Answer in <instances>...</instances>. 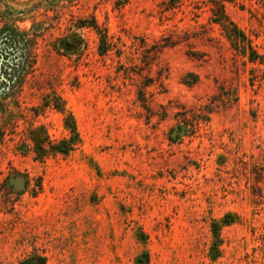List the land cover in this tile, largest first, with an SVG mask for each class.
<instances>
[{
	"label": "rangeland",
	"instance_id": "374dc122",
	"mask_svg": "<svg viewBox=\"0 0 264 264\" xmlns=\"http://www.w3.org/2000/svg\"><path fill=\"white\" fill-rule=\"evenodd\" d=\"M214 1L264 55V0ZM212 8L0 0V264H264V60Z\"/></svg>",
	"mask_w": 264,
	"mask_h": 264
},
{
	"label": "trees",
	"instance_id": "16d2710c",
	"mask_svg": "<svg viewBox=\"0 0 264 264\" xmlns=\"http://www.w3.org/2000/svg\"><path fill=\"white\" fill-rule=\"evenodd\" d=\"M211 3L213 5L212 8V18L213 22L218 24L221 29L224 31L225 36L231 41L236 42L241 45H245L249 48V59L251 61L255 60H264V55H258L255 53V51L252 49L251 45H249L250 40L247 38V36L244 34L243 31H241L238 26L229 19L227 16L224 4L222 1H214L211 0ZM25 42L23 41V37H21L19 34L14 33L12 30L5 29L3 31H0V79L5 82L7 79L8 73L12 70V66L15 62L14 60L19 58V55L17 54L18 50L21 49V47L24 48ZM245 47V46H244ZM101 54H103L105 51L101 49ZM24 66V65H23ZM23 66L21 69H19V72L23 70ZM8 81V79H7ZM6 88H10V82L8 81L7 84L4 85L3 91H5ZM2 92V91H1ZM70 131V136L68 138L62 139L57 143H52L50 148L54 151L60 152V153H67L69 150L72 149V147L76 144L78 135L75 131V128L67 127ZM34 148L37 152L38 158L44 157L45 152V146L43 143L39 142L38 140L34 141ZM147 255L146 253H143L136 257L135 264H147ZM20 264H46L45 258L43 256H35L30 257L29 259H25Z\"/></svg>",
	"mask_w": 264,
	"mask_h": 264
},
{
	"label": "water",
	"instance_id": "95a60500",
	"mask_svg": "<svg viewBox=\"0 0 264 264\" xmlns=\"http://www.w3.org/2000/svg\"><path fill=\"white\" fill-rule=\"evenodd\" d=\"M9 184L12 185L16 190H21L24 186L22 177L15 176L8 180Z\"/></svg>",
	"mask_w": 264,
	"mask_h": 264
}]
</instances>
